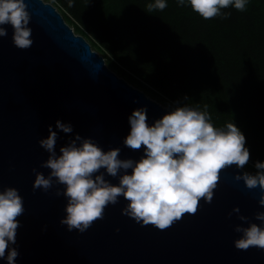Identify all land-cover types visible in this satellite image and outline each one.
<instances>
[{
	"label": "water",
	"instance_id": "95a60500",
	"mask_svg": "<svg viewBox=\"0 0 264 264\" xmlns=\"http://www.w3.org/2000/svg\"><path fill=\"white\" fill-rule=\"evenodd\" d=\"M26 4L33 44L27 49L15 46L11 25H5L7 35L0 37V190L17 188L25 208L17 217V264H264V249H238L234 244L241 235L234 226L248 224L238 215L259 224L255 213L264 211L258 203L260 187L237 181L241 170L235 165L220 170L210 203L202 198L195 213H184L164 229L123 214L127 201L122 196L84 232L69 231L60 223L67 199L56 195V189L64 186L33 188V168L46 176L50 172L41 167L49 153L38 143L48 136V126L55 129L57 119L73 125L72 133L57 130L58 154L79 133L104 150L119 147L121 158L139 159L142 149L123 144L129 115L146 106L153 123L168 108L110 69L51 2ZM105 178L119 182L108 174ZM236 207L239 214L233 211ZM0 264L6 261L0 259Z\"/></svg>",
	"mask_w": 264,
	"mask_h": 264
},
{
	"label": "clouds",
	"instance_id": "9594fccd",
	"mask_svg": "<svg viewBox=\"0 0 264 264\" xmlns=\"http://www.w3.org/2000/svg\"><path fill=\"white\" fill-rule=\"evenodd\" d=\"M176 2L181 7L190 6L204 19H211L230 15L221 11L229 6L244 11L249 0ZM68 3L72 6L74 0H68ZM167 6L168 0H150L146 7L151 12L162 11ZM30 20L26 0H0V37L7 35L5 25H11L14 45L29 48L33 44ZM128 121L130 131L123 144L133 150L142 149L139 159L121 158L119 147L104 150L92 137H83L79 133L70 137L58 154L55 147L57 130L73 132V125L60 119L56 120L55 129L48 126L47 137L39 139L38 143L49 153L41 167L50 172L46 176L33 168V188L48 191L54 184L64 186L56 189V195L67 199L66 215L60 223L69 231L87 230L94 220L103 217L105 208L116 204L121 196L127 201L121 209L123 214L142 225L151 223L164 229L184 213H195L202 198L210 203L220 170L232 165L241 170L235 175L237 181L242 180L248 188L260 187L258 203L264 206V161L254 162L255 173L245 170L250 151L244 133L234 122H228L224 127L215 126L207 105L201 109L177 102L153 123L148 122L147 107L142 106L132 111ZM105 174L118 177L119 182L112 183ZM24 211V200L17 188L5 186L0 190V259L6 264H17L16 257L20 253L13 245L21 223L17 217ZM233 211L239 214V207ZM238 218L248 224L234 226V230L241 233L234 240L235 246L238 249L250 246L264 249V211L255 213L259 224L242 214Z\"/></svg>",
	"mask_w": 264,
	"mask_h": 264
},
{
	"label": "trees",
	"instance_id": "16d2710c",
	"mask_svg": "<svg viewBox=\"0 0 264 264\" xmlns=\"http://www.w3.org/2000/svg\"><path fill=\"white\" fill-rule=\"evenodd\" d=\"M45 1L92 39L110 69L163 106L207 105L215 126L234 122L250 151L245 170L257 171L254 162L264 161V0L211 19L176 0L151 12L150 0Z\"/></svg>",
	"mask_w": 264,
	"mask_h": 264
},
{
	"label": "rangeland",
	"instance_id": "374dc122",
	"mask_svg": "<svg viewBox=\"0 0 264 264\" xmlns=\"http://www.w3.org/2000/svg\"><path fill=\"white\" fill-rule=\"evenodd\" d=\"M45 1V0H44ZM53 4V3H52ZM54 5V4H53ZM57 9H58V7L57 6H55ZM58 11L60 12V10L58 9ZM61 13V12H60ZM69 24V23H68ZM69 26L75 31V29H76V25H74V24H72V23H70L69 24ZM86 40L90 43V40H92L90 37H89V39L88 38H86ZM93 48V50H95V51H97L100 55H102V53L101 52H99L96 48H94V47H92ZM103 56V55H102ZM104 58V57H103ZM107 58H110V56H107ZM105 59V61L107 60L106 58H104ZM152 99H154V100H156V101H158L157 99H155V98H152ZM161 103V102H160ZM162 104V103H161ZM163 105V104H162Z\"/></svg>",
	"mask_w": 264,
	"mask_h": 264
}]
</instances>
